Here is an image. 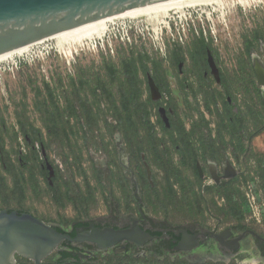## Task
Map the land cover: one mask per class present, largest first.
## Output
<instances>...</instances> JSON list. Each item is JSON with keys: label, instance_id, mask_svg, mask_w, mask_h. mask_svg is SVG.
Wrapping results in <instances>:
<instances>
[{"label": "flooded vegetation", "instance_id": "1", "mask_svg": "<svg viewBox=\"0 0 264 264\" xmlns=\"http://www.w3.org/2000/svg\"><path fill=\"white\" fill-rule=\"evenodd\" d=\"M174 50L160 62L118 71L125 84L118 106L127 108L118 120L102 90L91 95L97 80L112 87L108 64L74 67L73 78H86L78 101L66 77V98L79 116L71 141L54 134L47 139L42 125L27 135L18 123L6 130L0 124V184L16 189L25 201L46 197L75 212V218L63 220L65 229L47 226L71 238L94 229L136 231L135 240L122 239L107 249L62 241L42 264H264V145L255 143L264 132V77H259L264 76V36L255 31L243 42L248 81L242 95L216 67V58L211 61L208 44ZM114 65L119 70L121 63ZM58 99L61 104L64 98ZM85 111L100 133L106 175L84 146L92 145L82 124ZM126 117L131 121L122 125ZM124 168L136 175L137 200ZM111 197L119 205L114 219L82 220L85 211ZM64 252L68 257L61 261Z\"/></svg>", "mask_w": 264, "mask_h": 264}, {"label": "rangeland", "instance_id": "2", "mask_svg": "<svg viewBox=\"0 0 264 264\" xmlns=\"http://www.w3.org/2000/svg\"><path fill=\"white\" fill-rule=\"evenodd\" d=\"M233 7L229 8L230 10H227L222 18L217 13H213L209 18L202 13L188 10V15L184 19L173 18L167 27H163L159 31H153L142 22L124 20L111 26L110 33L106 34L104 38L83 44L70 52L59 51L53 42H47L34 47L31 54L25 58L16 59L8 64H0L1 127H4L5 130L15 127L19 114L28 118V120L23 119L22 121L25 126L32 122L34 130L41 127L38 116L32 108L34 99L39 97V94L44 95L43 83L49 84L52 79H61L62 84H66V77L73 73L74 67H85L91 63L97 65L102 58L116 57L117 54L125 53L130 49L136 52H145L150 57L157 56L164 59L167 52L175 49V43L186 49L194 37H202L211 47L213 51L211 61H215L213 57L216 58V67L221 68L224 75L231 79L236 95H242L246 88L245 81L246 83L248 81L247 73L242 67L245 61L242 55L243 42L245 39L248 40L252 32L255 31L264 36V2L250 4L248 8H241L238 5ZM168 81L175 97L180 101L174 79L169 77ZM250 97L255 98L252 94ZM155 99H158V96L154 97ZM81 116L87 139L92 143V145L84 146L92 156L95 166L106 175L107 159L104 155L103 145L98 142L100 133L96 131V126L88 116V111L82 113ZM164 120L166 121L165 118ZM30 133L32 132L30 131ZM255 143L264 145V132L256 139ZM55 153L58 155L57 152ZM51 155L60 165L59 155L58 157H54V153ZM121 161L123 164L125 163V160ZM261 163L264 166V158ZM124 173L137 200L139 191L136 175L127 168H124ZM5 188L3 184H0V212L5 210L25 211L33 218L43 220L46 225H59L64 229L67 225L63 220L75 218L73 210L70 208L61 209L46 197H33L25 201L16 189L7 191ZM118 208V202L111 197L107 202L99 201L92 211H85V214H88L82 220L101 222L114 219V215L117 213L115 211ZM118 222V224L122 223ZM14 258L16 264H31L25 258L19 256ZM111 261L113 264H118L114 260Z\"/></svg>", "mask_w": 264, "mask_h": 264}, {"label": "water", "instance_id": "3", "mask_svg": "<svg viewBox=\"0 0 264 264\" xmlns=\"http://www.w3.org/2000/svg\"><path fill=\"white\" fill-rule=\"evenodd\" d=\"M149 1L155 0H0V55L95 20L101 14H115ZM135 234L136 231L94 229L71 238L30 215L3 211L0 264H16L14 256L42 264L62 241L88 242L107 249L122 239L135 240Z\"/></svg>", "mask_w": 264, "mask_h": 264}, {"label": "bare ground", "instance_id": "4", "mask_svg": "<svg viewBox=\"0 0 264 264\" xmlns=\"http://www.w3.org/2000/svg\"><path fill=\"white\" fill-rule=\"evenodd\" d=\"M264 0H155L145 2L141 5L125 8L115 14H101L95 20H88L82 24L75 25L48 38H43L32 44L20 47L0 55V64H8L16 59H22L31 54L34 47L53 42L59 51L70 52L71 50L99 40L110 33L111 26L124 20L142 22L153 31H159L167 27L173 18L184 19L188 10L202 13L209 17L217 13L221 18L227 10L238 5L248 8L250 4L263 3ZM234 8V7H233ZM160 27V28H159ZM7 33V31H5ZM56 48V49H57ZM257 63V62H255ZM15 257V256H14ZM15 259V258H14Z\"/></svg>", "mask_w": 264, "mask_h": 264}, {"label": "trees", "instance_id": "5", "mask_svg": "<svg viewBox=\"0 0 264 264\" xmlns=\"http://www.w3.org/2000/svg\"><path fill=\"white\" fill-rule=\"evenodd\" d=\"M191 46L193 47H205L207 46L206 41L200 37V38H193L191 43ZM175 50H180L181 45L175 43L174 44ZM160 62L162 61L161 58H158L157 56L150 57L145 52H136L133 49L128 50L125 53H119L116 57H108V58H102L101 62L108 64L107 71L109 72V77L111 78V86L112 87H106V85H103L100 80H97L98 83L95 88L92 90V97H97L96 90H102V95L104 96L106 100V105L108 106V111L112 112L114 118L118 120V113L125 114L126 109L120 108L118 104L123 102L125 99L124 94L121 93L122 88L125 87V84L120 80V76L118 74V71L123 69L124 65H130L132 68L133 64L138 62ZM114 62L121 63V66L119 67V70L115 68ZM110 64V65H109ZM136 70V69H135ZM68 82L70 90L75 92V96L77 97L78 101H81V99H78V96H80V93H82V85L85 83L86 74H76V77L73 78L71 75H68ZM102 81V80H101ZM88 84V82H87ZM45 92L44 95L37 96L36 99L33 101V111L37 114L38 119L42 125V128L45 131V135L47 139H51V137L54 135H57L59 137L60 141H71V135L74 132V125H78L79 123V116L75 113V108L73 107L72 103H70L69 100H67V87L65 88L66 84H62L61 79H58V81H51L49 84L43 83ZM118 89H116V88ZM57 92V93H56ZM63 96V102L60 104V101L58 97ZM119 100V101H118ZM23 119L28 120V118L24 117L22 114H19L17 117L18 125H20L21 129H23L21 132L22 134L30 135V131L33 132V124H25L22 122ZM71 119L76 120L75 123L72 125ZM122 125L126 123H129L131 121L130 117H126V119L122 118ZM128 126V124H127ZM56 128L58 131L53 132V128ZM43 136V135H42ZM18 137V136H17ZM174 141V140H173ZM175 197V198H174ZM174 201H176L177 197L174 196ZM68 257L67 253L64 252L62 255H60V260L63 261ZM60 261V263H61Z\"/></svg>", "mask_w": 264, "mask_h": 264}, {"label": "built area", "instance_id": "6", "mask_svg": "<svg viewBox=\"0 0 264 264\" xmlns=\"http://www.w3.org/2000/svg\"><path fill=\"white\" fill-rule=\"evenodd\" d=\"M247 201H248V204H249L250 208H251L252 210L256 211L257 208H258V206H257V204L255 203L254 197L251 196V195H249V196L247 197Z\"/></svg>", "mask_w": 264, "mask_h": 264}]
</instances>
